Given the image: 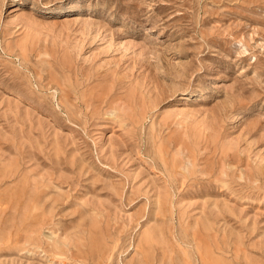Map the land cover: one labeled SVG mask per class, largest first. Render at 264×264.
Returning a JSON list of instances; mask_svg holds the SVG:
<instances>
[{
	"label": "rangeland",
	"instance_id": "rangeland-1",
	"mask_svg": "<svg viewBox=\"0 0 264 264\" xmlns=\"http://www.w3.org/2000/svg\"><path fill=\"white\" fill-rule=\"evenodd\" d=\"M0 264H264V0H0Z\"/></svg>",
	"mask_w": 264,
	"mask_h": 264
}]
</instances>
